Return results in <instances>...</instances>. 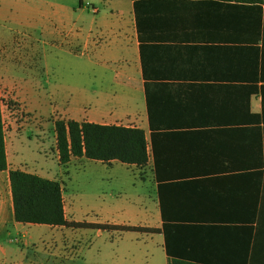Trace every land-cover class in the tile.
Returning <instances> with one entry per match:
<instances>
[{"label":"crops","instance_id":"1","mask_svg":"<svg viewBox=\"0 0 264 264\" xmlns=\"http://www.w3.org/2000/svg\"><path fill=\"white\" fill-rule=\"evenodd\" d=\"M78 3L80 22L74 33L64 34L66 44L75 42L76 53L70 55L61 45L43 55L47 60L69 54L81 91L88 94L85 115L67 118L141 128L145 165L95 161L135 167L153 186L142 222L109 223L153 231L103 229L117 237L97 245L91 259L83 256L84 263L140 264L144 257L145 264H169L172 259L243 264L256 229L258 241L264 240V124L254 117L262 113L264 94L261 31L230 22L223 0ZM3 4L0 0V12ZM4 34L0 28V79L17 87L6 72L32 60L36 48L18 40L11 49ZM13 97L24 108L12 111L8 139L3 125L8 168L0 170V264H77L69 261L79 244L66 239L57 245L44 231L66 226L14 220L8 169L57 179L37 147L23 158V166L16 161L12 137L43 128L20 93ZM1 118L3 124L2 113ZM54 152L58 161L55 140Z\"/></svg>","mask_w":264,"mask_h":264},{"label":"rangeland","instance_id":"2","mask_svg":"<svg viewBox=\"0 0 264 264\" xmlns=\"http://www.w3.org/2000/svg\"><path fill=\"white\" fill-rule=\"evenodd\" d=\"M101 5V2L97 3ZM88 8L90 5L87 4ZM87 12V9H85ZM78 0H4L0 12V28L5 30L7 47L19 40L33 45V58L20 64V68L10 67L6 72L10 81L0 79L1 113L8 139V120L14 117L12 111L24 108L13 94L24 98L40 121L43 130L37 134L30 128L12 137L16 161L32 156L40 150L50 168V174L61 184L63 203L71 220L92 223H113L129 220L140 223L144 220V207L150 206L153 186L149 176L135 168L119 162L100 163L87 158H71L60 164L54 152V121L56 119L81 118L88 109V94H83L76 74L75 60L66 55L44 60L43 55L54 46H67L76 53L75 42L65 43V33L72 34L80 22ZM89 14H91L89 12ZM6 76V75H5ZM19 91V92H18ZM53 127H52V124ZM13 134L11 133V136ZM29 163V161H27ZM24 163L22 162L23 166ZM131 211V212H129ZM130 213V214H129ZM53 235L55 243L63 246L67 239L79 244L77 255L69 263L85 264L83 256L89 260L95 247L103 242L109 244L117 237L112 231L93 227L66 226L64 229H45ZM130 236H136L130 233ZM62 257L60 249L55 251ZM59 260V258H57ZM140 258V264H145Z\"/></svg>","mask_w":264,"mask_h":264},{"label":"trees","instance_id":"3","mask_svg":"<svg viewBox=\"0 0 264 264\" xmlns=\"http://www.w3.org/2000/svg\"><path fill=\"white\" fill-rule=\"evenodd\" d=\"M223 1L227 2L230 9V22L235 25L258 28L261 31V90L264 93V0ZM254 117L256 122L264 124V94H262V113ZM149 123L150 127H153L151 116H149ZM54 133L60 164L68 163L73 157H84L102 162L117 160L136 166H143L148 160L144 131L139 127L99 124L68 118L54 121ZM151 136L155 158V132L153 130ZM155 165L154 160V167ZM7 168L0 97V170ZM8 176L15 221L42 223L50 226L153 231L152 228L147 227L123 226L121 228L109 223L67 220L64 215L62 188L58 180L44 178L18 168L8 169ZM258 230L256 229L253 233L251 249L243 264H264V240L258 241ZM169 264L199 263L172 259Z\"/></svg>","mask_w":264,"mask_h":264}]
</instances>
